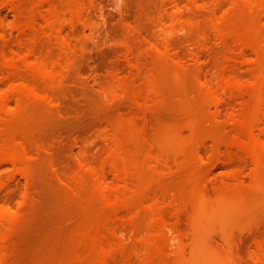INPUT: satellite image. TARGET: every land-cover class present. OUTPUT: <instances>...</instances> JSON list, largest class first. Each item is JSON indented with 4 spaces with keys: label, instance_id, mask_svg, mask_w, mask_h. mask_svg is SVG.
Instances as JSON below:
<instances>
[{
    "label": "rangeland",
    "instance_id": "1",
    "mask_svg": "<svg viewBox=\"0 0 264 264\" xmlns=\"http://www.w3.org/2000/svg\"><path fill=\"white\" fill-rule=\"evenodd\" d=\"M30 1L15 0V3L12 2L13 4H11L6 0H0V19L4 21L2 27H0V96L7 95V93L8 96H12V87H15L16 84L19 86L20 84L27 83L26 85L29 84L30 87L35 86L36 88H34L38 90L39 94L40 92L41 94L43 93L41 96H44V94L46 96L47 94V98L48 100L51 98V102L50 100L47 102V100L41 98L29 99L23 106V111L25 110L24 113L26 116L24 114L22 118L20 116H8L5 113L3 114L0 110L2 112L0 114L2 115L0 116V125L3 127L0 131L3 130L4 132L2 131V134L5 135L2 136L0 132V138L7 141L16 139L17 143L19 142L22 145L25 144L23 146L27 144L26 149L28 148V153L31 155L30 158L33 157V159L31 158L29 161L30 170H32V168L33 170L28 173V178L24 176L23 171H20L19 168H12L10 165L0 167V207L9 208L11 212L14 211V214L20 215L25 221L22 220L20 222L22 224L24 223L23 226L20 225V227L17 225L14 231L10 230L12 234L10 233V236H8L10 237L8 243H10L11 240L12 243H10V247L7 246V252L5 250V253L8 255L6 257L7 259L5 258V260H3L0 258L1 262H3V264H103L96 255L93 256L95 253L91 250V237H93L94 234L102 233L101 231L104 230L101 228L103 225L102 223H105L108 219L106 218V212L110 213L109 210L104 213L103 210H106L107 207L105 205L101 206L103 202H100L102 204L98 202L101 201V199L94 188V178H91L93 177V172H98L106 175L107 182L104 184L110 187L109 193L113 196L114 194H119L118 190L120 193L125 190L123 193H125L127 197L136 195V192L137 195L144 198L143 196L145 194L142 191L144 190L146 192L145 198L147 201L145 199L146 208L144 212L143 208L139 210L140 213L138 212L139 214L137 213L136 215L135 213H128L127 210H124V214L122 210L117 217H114V222L113 220L110 222L111 226L109 228L111 229L112 227V229L103 232V235L105 233V238L115 245L116 242L120 240L119 243L125 242L123 244L124 247L122 243L119 244L117 242L116 245L119 248L122 247L117 251V257H120L122 260L119 259L121 261L116 260L111 263L161 264L165 261L161 259H155L153 262L147 261V263L146 260L142 261L144 253L141 255V251L144 252V250L141 249H144V247L139 244L141 243L140 239L142 236L140 235L142 234L138 231L142 232L145 230L142 229L147 225L146 223L149 220L148 208L152 205V207L164 214L163 216L166 218L167 223H171L170 225L168 224V227L172 226L170 227L171 229H167L168 235L164 240L167 242V245L164 242L166 246H163L164 248L166 247L163 249V253L166 256L165 258L169 260L170 258H168V256L171 255V260H173V263L171 260L167 263L168 260H166L165 262L167 264H181L182 262V264H185L188 260V264H190V261L193 264L192 259L202 262V259L197 256L202 243V246L208 247V249L212 247V251L219 254L221 253L220 255L224 254V262L222 260L221 264H264V206L261 205V207H259L264 198H262L263 200L261 199L262 201L260 203V200H258L260 196L257 199L255 194L258 190V184L260 187V182L262 186L264 184V158H259L262 162L259 160L255 161L243 155L245 153H239V151L234 148L227 149L225 148L226 146L224 147V145L228 144L225 143L226 141L231 142L235 137V129L232 130V127L234 128L235 126L234 119L239 118V115L244 113L243 109L244 111L249 109L250 107L248 106H252L253 108L254 103L251 104L250 102L252 100H249V97L252 99V95L248 94L242 96L245 98L244 100L241 95H244L246 92H243V94L237 93L236 91H234V94L233 91L222 93V91L219 90L218 82V75L223 68L224 70L222 69V72H225V75L229 77L233 76L232 78L237 77L236 79L239 80L240 83L250 86V82L253 79L254 81L251 83L255 82L257 76L261 77L258 69L259 67L263 68L264 58L263 60L258 59L257 56L248 52L243 60V58L239 56L238 48L232 41H229L231 46L226 47L221 45L222 43L216 38L217 31L220 29L219 27H221V30H224V27L226 29L225 24L230 20L234 21L231 19L233 16L237 17L235 19H238V16H240L237 20L240 24L235 20L236 23L232 26L230 21L229 25L227 24V29L231 30L239 27V30H237L239 32L241 30L242 32L240 33L249 30V32L255 36V40L257 38V31L258 33L260 31L258 38L264 46V32H262L264 30L263 13L261 14L263 17H258L261 16L259 11L262 12L263 10L264 12V0H239L242 6L238 3V6H236L237 9L239 6L241 9L244 6L243 3L246 1L248 2V4L247 2L245 3L248 9L246 7L242 8V10L238 9V12H241H239L240 14L236 13V8L235 11H233L235 6L227 0H196V3L190 2L189 0H178V4L175 5L176 7H174L175 2L174 4L171 2L174 0H166V2L164 0L166 5L163 3V0H79V2L77 1L78 3L73 0L71 3L73 7L77 6L76 4L83 3L82 5L85 10H83L82 17H80L81 20H77V18H74L75 16H72L69 12L67 13V8H65L67 6V0H49V3L52 2L53 5L47 3L45 8L47 7L46 9H48V7L56 5L55 8L60 10H58L59 13H62L60 22L63 28H65L63 30L64 36L70 37L69 40L72 42V49L74 50L75 48L74 56L73 50L69 54V57L71 53L72 56L68 59L63 54L65 56H63V62H69L68 64L70 65H66L67 63L63 64L61 60L63 57L60 58L63 52H60L61 48L60 45H58L59 43L57 44L58 41L56 42L54 40L55 37L52 38L50 33L46 34L42 30H38L42 32L40 33L37 31V34L35 36L33 35V38H28L30 37L28 34L25 36L20 33L17 28V30L14 29L17 27V24L19 25L25 22L24 20H26V17L23 16H29L30 12L37 11L36 1L38 0H34L35 2L33 1L35 8H32L34 10L31 8L34 4ZM249 1H252L253 4ZM73 2H75V5ZM19 8L22 10H19ZM28 9L32 11L26 12ZM244 9H247L248 14L245 13L247 11ZM252 9H254V11H252ZM231 12L232 14L229 15ZM255 12H257L258 15ZM226 15L231 18H226ZM256 15L257 17H255ZM174 16H177L180 20ZM227 19L228 21L225 23ZM240 20L242 21L240 22ZM72 22L75 23V28L74 25L73 28L72 25H70ZM222 23L225 25L224 27ZM233 23L234 22H232V24ZM244 23L250 25V28L245 24L248 30L245 28L243 32L242 26ZM236 24L237 26L235 27ZM230 25L234 28H229ZM252 28H257L258 30H253ZM3 34H6L5 37ZM46 35L51 36H49V38ZM33 47L35 51H37L38 56L40 57L41 55L43 58L45 57L44 60L46 59L45 61L47 62L49 61L47 57L50 59V55L52 56L51 59L56 57V59H50V64L57 60L65 65L63 66L64 72H62L63 70L61 69L62 75L65 73V76L63 75L65 80L62 78L63 76H61L59 81L57 80L56 83H52L51 85V82L48 83L46 80L43 81L44 79H41L36 73L35 76L30 68H27V70L24 69L25 65H23V60L20 58L24 59V53L28 56V50L34 51ZM27 48L32 49L27 50ZM237 50L238 52H235ZM35 53L36 52H34V54ZM196 55L198 57V62ZM32 56H28L30 61H35L38 57L36 56L35 58L34 55V58H32ZM228 56L229 59L231 58L232 60H228ZM11 58L18 62L17 68H11L7 65L6 61H9ZM65 58L68 61H66ZM71 58L72 64L70 63ZM245 58L247 59L245 60ZM236 59L241 62H235ZM257 59L260 60L259 64H261L258 67ZM195 61L197 62V66L194 63ZM228 61L231 62L229 63ZM19 62L23 67L19 65ZM131 62L136 65L135 69H133ZM261 62H263V64ZM222 65L224 67H222ZM6 67L9 70L5 69ZM65 68H67L66 71ZM12 69L14 70L10 71ZM29 70H31L32 74ZM9 71L11 73H9ZM14 71L16 74L13 75V73H15ZM253 73H256L254 74L255 76ZM3 75H8V77L5 78L6 76L4 77ZM17 75H19L20 78H17L19 77ZM221 75L224 74H220L219 76ZM262 77H264V75ZM4 79H7V81ZM178 79H180V81ZM208 86H211L209 88V93ZM156 88L159 89L157 92H163L162 95L164 96L160 95L161 97H156L155 95L160 94L155 91ZM250 88L251 87H249L248 90L246 89L248 91L247 93H251ZM182 92L188 93L184 95ZM212 92H217L218 95L221 94L219 97L222 99L221 101L225 102H221V104H223H220V112L216 110V101H214L215 98L211 94ZM261 92L264 94V79L261 84ZM228 93L230 96H227ZM224 96L226 97L224 98ZM237 96L239 98H237ZM227 97H232L234 99L229 98L228 100ZM12 98L10 103L11 112L16 111L18 108L17 101ZM159 98L165 99L164 101L162 99L163 105L157 102ZM246 100L248 101L247 103ZM229 101L231 105L227 104ZM155 103L158 104L156 105ZM245 105L247 107L243 108ZM186 108L191 112L193 110V117L188 114L189 111H187ZM26 112L33 118L27 117ZM201 114H204L205 117ZM235 114L236 116H234ZM194 115H200V121L203 118V122H201L203 131H199L200 133L196 132L194 137L196 140L194 141L195 144L198 141L200 146L204 144V148L201 147L202 149L197 152L194 150L196 153L191 159L187 156L190 155L191 152H183L184 155L187 154L186 156L188 158L182 155L183 153L178 154L177 158L176 153L172 154L173 151L171 152L170 150L168 152V150L165 151L164 148L162 149L161 140L158 139L160 136L158 137L157 135L164 132L165 129L163 128L170 129V126H172L174 122H178V125L176 123L172 127L178 128L182 132L183 137L188 138L187 136H190L189 133L191 132L188 126L191 124L192 120H194ZM17 118L21 120V124H16L20 122V120L18 122ZM24 118L25 120L22 122ZM26 118H29V121ZM197 118H195V120ZM9 119H11V121L14 119L15 121H13L16 122L15 124L19 125V127L14 125L13 121L11 122ZM129 120H133L137 123L138 128L140 130L142 129L141 136L137 137V139L144 137V140L142 138L139 141L134 138L136 139L135 141L128 135L127 126L125 125L128 124L127 121ZM195 120L193 123H195ZM10 122L13 124L10 125ZM24 122L27 123L24 124ZM123 124L125 129L123 128ZM196 124H200H198V120ZM261 124L260 129L262 131H258L257 129L256 133L264 139V121ZM20 125L23 126L20 127ZM11 126H15L16 130ZM215 126L216 128H213ZM197 127L199 129V126ZM211 128L212 133L215 134L216 132L217 134L214 135L209 133ZM125 130L126 132H124ZM143 130L145 132H143ZM159 130H161V132ZM5 132L9 135H6ZM14 133H16L17 136L16 134L14 135ZM13 135L16 137L11 138ZM210 135H212V137L216 136L215 139L211 138ZM219 135L223 138L221 139ZM18 136L19 140L17 138ZM196 136H200V139ZM156 138L157 140L155 141ZM115 140L116 143H118V141H120L119 143L125 142V144L121 143V145L124 147V145L127 144L128 146L126 145L125 147L131 152L132 156L141 163L142 167L143 164H145L144 166H147V170L152 172H150V174L152 182L154 183H152L153 186L149 184L146 187L150 188H146L145 190L139 179L137 182L138 177L136 179H131V176L134 177L137 174L136 171H131L128 177L131 179H128V183H131L129 184V190L124 188L125 184L122 182L119 181L115 183L117 178H115L116 175L111 165V159L108 160L107 158L108 155L112 157L111 152L114 150L111 145L115 143ZM130 140L134 141L132 142L133 144L136 143L133 145ZM148 140L152 141L149 142ZM186 140L187 139H185V141ZM191 140L190 142L194 143ZM215 140L216 142L213 144ZM217 140L218 142L224 141V143L219 145ZM25 141L26 143H24ZM187 141H189V138ZM136 144L137 147H134ZM212 145L214 147H212ZM158 147H161L160 149L165 152L161 151ZM187 151H190V149ZM192 153L194 154L193 149ZM173 155H175L176 159ZM196 155H198L197 157L199 158H195ZM190 156L192 157V154ZM145 159H147L146 163L143 161ZM149 171L146 172L145 167H143V172H146L145 176L150 175ZM32 172H35V178ZM155 174L159 175L157 176ZM25 175L27 176V174ZM255 175H257V178ZM155 176L158 179L161 176V180L159 179V181L156 182L158 179ZM90 179H92L91 181L94 186ZM33 180L34 183L32 182ZM132 180L135 183H132ZM31 182L33 186L27 185ZM257 182L259 183L255 186ZM136 183H140L143 190L141 188L139 189L140 186L137 189L132 188L137 187L138 184ZM111 185H113L116 190H113L114 188ZM120 187H123V191ZM154 187L155 191L151 190L154 189ZM163 187L169 189L168 195L169 193L170 195L168 197L165 196L164 198L167 189L165 190ZM254 187H257V189ZM111 188L113 190L112 192ZM262 188H264V186ZM147 189L153 191L154 194L156 193L157 195L155 194L156 196H154L157 198L152 196L151 194L153 193H150ZM128 191L130 192L129 194ZM201 191L205 192L208 200L210 197V202H215L219 197H223V195H227L224 197L230 196L231 198L240 195H252V197L255 195V198H253L258 200L259 206L255 210L253 208L252 210L254 211L251 210L252 212H249V215L247 213L248 217L244 218L245 215L243 217L244 219L240 218L241 220L237 219L236 221H229L227 223L214 221L213 223L204 224L202 220L200 221V217H198V209L200 208L199 202L201 201L200 204H202L207 201V198H203V195H201ZM199 192H201V194H198ZM190 193L191 195L192 193L194 194L195 199L190 196L191 199H193L190 200ZM220 193L223 195L221 196ZM263 194L264 191L261 197H263ZM24 195H28L29 197H26L30 199L27 200ZM147 195L152 199L148 200L146 197ZM172 196H176L178 202L174 200L175 197L173 198ZM180 196L186 199L187 202H185L184 199L183 202H181L182 198ZM98 198L99 200H97ZM153 198H155L154 201L156 202L153 201ZM171 198L173 202H177V205L180 203V214L177 211L178 207L174 209L175 202L172 204ZM160 199L163 201L160 202ZM188 201H194L191 203L199 208L193 209L195 206ZM195 202L198 203L199 206ZM153 204L156 206H153ZM256 204L258 203L256 202ZM262 204L264 205V203ZM177 205H175V207ZM170 209H174L175 211L172 210L171 212ZM109 213L107 214L108 217ZM166 213L168 214L166 215ZM103 214L105 216H103ZM126 214H128L129 217ZM132 214L135 215V218H137L136 220L141 223L136 221L133 226L134 221H132ZM140 216L141 219L139 218ZM143 216L144 218H142ZM98 217L104 218L99 222ZM104 219L106 221H104ZM145 220H147V222ZM127 222L128 224L131 223L129 225L130 228L131 226L136 228L132 227L135 233L132 229L129 230ZM136 223L139 224L141 228ZM96 226L97 228L95 229L94 227ZM114 227L118 230L113 232L112 230ZM5 228L6 225H1L0 232H4V235H9L10 231H7V229L5 230ZM92 230L96 233H92ZM118 231L119 233L122 232L120 236H123L125 232L126 238H124V236H121L123 239L117 237L116 232ZM171 231H173L175 235L179 233L176 236L174 234L172 236L171 234L169 235ZM6 232L8 233L6 234ZM106 232L110 234L109 238ZM131 233L135 235L133 241L137 240L136 245L138 244V248L134 245L135 242L134 244L132 242V237L134 236ZM136 233L138 235H136ZM11 235L13 236L11 237ZM85 235H90V238ZM111 236L118 239L115 240L111 238ZM171 236L172 238L175 237L178 239L176 243L175 238L173 239L174 242L172 241L176 244L177 250H175V244L169 242ZM128 237L131 238L129 239ZM87 238H89V241ZM198 240L199 244H196ZM130 244L136 246V251L130 250L131 253L127 250V247L129 249L131 246L130 249H134V246ZM178 244L180 246L183 245L180 248ZM206 244L209 245L207 246ZM126 245L127 247H125ZM139 247H141V249ZM123 249L128 253L130 252V254L128 255ZM175 251L176 253H174ZM177 251L181 254L177 253ZM119 253L122 257L119 256ZM124 253L127 255L125 256ZM130 255H132V258ZM179 255L180 257L178 259L176 256ZM127 256H129L130 259L124 260V257L129 258ZM193 256L195 257L193 258ZM140 257L142 259H140ZM172 257H176L180 262H176ZM224 257L227 258V262ZM129 260H131L130 263H128Z\"/></svg>",
    "mask_w": 264,
    "mask_h": 264
},
{
    "label": "bare ground",
    "instance_id": "2",
    "mask_svg": "<svg viewBox=\"0 0 264 264\" xmlns=\"http://www.w3.org/2000/svg\"><path fill=\"white\" fill-rule=\"evenodd\" d=\"M5 1V0H4ZM6 1H8L9 3H11V4H13V3H15V0H6ZM30 1V0H29ZM33 1L34 0H32V1H30L32 4H34L33 3ZM68 2H67V6L65 7V8H67L66 9V11H67V13L69 12L72 16H75L74 18L76 19L77 18V20H81L80 19V17H82V13L84 12L83 10H85V8H84V6L82 5V4H76L77 6H72V1L73 0H67ZM76 2L78 1L79 2V0H75ZM190 2H195L196 3V0H189ZM227 1H229L233 6H235L234 8H233V11H235V8H236V6H238L237 4L238 3H240V6H242L241 4V2H239V0H227ZM243 1V0H242ZM13 2V3H12ZM35 2V1H34ZM50 1L49 0H38V1H36V6H37V11L36 12H30V11H32V10H30L29 11V9H28V11H26V12H30V15L29 16H23V17H26V20H24L25 22L24 23H21V24H17V27H15L14 29L15 30H17L18 29V31L20 32V33H22L23 35H25V36H27V34H28V36H30V37H28V38H33V35L35 36L37 33V31L38 30H42L43 32H45L46 34H48V33H50L51 35H49V36H51L52 38L53 37H55L54 38V40L57 42V44L58 45H60V48H61V50H60V52L62 51L63 53H62V55L60 56V58L61 57H63L64 55L67 57V59L68 58H70L71 56H72V53H71V55H70V57H69V54H70V52L73 50L72 48H73V46L71 45V43L72 42H70L71 40H69V38H68V36L66 37V36H64V33H63V30L65 29V28H63V26L61 25V22H60V16H61V14L62 13H59V9H56L55 7H56V5L55 6H50L51 4L53 5V3L51 2V3H49ZM66 2V1H65ZM77 2V3H78ZM84 2V1H83ZM165 2H166V0H165ZM172 2V4H174V2H175V4H174V7H176L175 5L176 4H178L177 2H178V0H174V1H171ZM247 2V1H246ZM245 2V3H246ZM249 2H252V1H249ZM254 2H258V1H254ZM47 3H49L50 5H48V6H50V7H48V9H46L45 8V6H46V4ZM75 2H73V4H74ZM81 3V2H80ZM163 3H164V0H163ZM169 3H170V1H169ZM245 3H243L244 4V6L242 7V8H244V7H246L245 5ZM165 4V3H164ZM168 4V3H167ZM190 4H192V3H190ZM247 4H248V2H247ZM252 4H253V2H252ZM258 4H260V3H258ZM75 5V4H74ZM166 5V4H165ZM35 6V4L34 5H32L31 6V8L33 7V8H35L34 7ZM240 6L238 7V9H240ZM248 6V5H247ZM255 6H258V5H255ZM261 7V6H260ZM259 7V8H260ZM264 7V6H263ZM32 8V9H33ZM242 8L240 9V10H242ZM247 8V7H246ZM262 8V7H261ZM237 9V8H236ZM238 9H237V12L236 13H239L238 12ZM248 9V8H247ZM247 9L245 10V11H247ZM256 9H257V7H256ZM256 9H255V11H256ZM19 10H22L21 8H19ZM34 10V9H33ZM59 10V11H58ZM166 10V9H165ZM243 10V11H244ZM258 11H259V9H257ZM65 11V12H66ZM231 11V10H230ZM232 11V12H233ZM250 11V10H249ZM252 11H254V9H252ZM20 12V11H19ZM64 12V13H65ZM232 12L231 13H229V15H231L232 14ZM23 13V12H22ZM21 13V14H22ZM63 13V14H64ZM234 13V12H233ZM241 13V12H240ZM239 13V14H240ZM245 13H247L248 14V11L247 12H245ZM255 13H257V12H255ZM254 13V14H255ZM259 13H260V15L263 13V15H264V12H263V10H262V12H260L259 11ZM20 14V13H19ZM235 14V13H234ZM26 15H27V13H26ZM180 15V14H179ZM257 15H258V13H257ZM257 15L255 16V17H257ZM20 16V15H19ZM178 16V15H177ZM175 17V18H177L178 20H180L178 17ZM242 16H244V15H242ZM228 17H230V16H228ZM227 17V15H226V18H228ZM239 17L240 16H238V19H239ZM253 17V16H252ZM251 17V18H252ZM259 18H261V17H263L262 15L261 16H258ZM1 18V17H0ZM181 18V17H180ZM182 18H183V16H182ZM182 18H181V20H182ZM231 18V17H230ZM235 18H237V17H234L233 16V18H231V19H233L234 21H232V20H230L229 22L231 23V25L232 26H234V24L236 23L235 22V20L237 21L238 19H235ZM254 18V17H253ZM253 18H252V20H253ZM23 19V18H22ZM25 19V18H24ZM61 19H62V17H61ZM162 19V18H161ZM160 19V20H161ZM213 19V18H212ZM211 19V20H212ZM225 19V18H224ZM257 19V18H256ZM1 20V19H0ZM243 20V19H242ZM242 20H240V22L242 21ZM2 21V20H1ZM0 21V27H2V25H3V23H4V21H2L1 22ZM20 21V20H19ZM41 21V22H40ZM225 21V20H224ZM228 21V19L225 21V23ZM258 21H260V20H258ZM257 21V22H258ZM21 22V21H20ZM19 22V23H20ZM22 22H23V20H22ZM215 22V21H214ZM229 22L228 23H226L225 25H226V29H225V25L223 24V27H224V30H221V27H219L218 29V31H217V37L216 38H218V41H220V43H222L221 45H224V46H226V47H228V46H231V44H229V41H232V43H234L235 45H236V47L238 48V50H239V56L240 57H242L243 58V60H244V57H246V54L248 53V52H250L252 55L254 54L255 56H257L258 57V59H262L263 60V58H264V46H263V43H261L260 41V39L258 38V35H259V33H260V31H259V33H258V31H257V34H256V36H257V38H256V40H255V36H253V34H251V32H249V30L247 29V26L246 25H248V24H246V23H244V25H245V27H244V25L242 26V30H243V32L245 31V28L248 30L247 32H244V33H240V32H242L241 30H240V32L238 31L239 30V27H236L237 26V24L235 25V27H236V29L234 28V27H232L231 25V27L229 26V28H234V29H227V26L229 25ZM232 22H234L233 24H232ZM263 22V21H262ZM74 22H72V24H70V25H72V28H73V25H74V28H75V23L73 24ZM237 23L238 24H240L239 23V21H237ZM228 24V25H227ZM259 24V23H258ZM212 25H213V23H212ZM214 25H215V23H214ZM260 25V24H259ZM250 25H248V27H249ZM216 27V26H215ZM240 27H241V25H240ZM261 27V26H260ZM17 28V29H16ZM244 28V29H243ZM250 28V27H249ZM238 29V30H237ZM253 29V28H252ZM251 29V30H252ZM257 28H254L253 30H256ZM258 30V29H257ZM261 30V29H260ZM263 30V29H262ZM42 31H38V32H42ZM253 32H255V31H253ZM262 32H264V30L262 31ZM30 34V35H29ZM31 34H32V36H31ZM4 35V37H5V35L6 34H3ZM47 37H49L48 35H46ZM23 37V36H22ZM50 38V37H49ZM51 38V39H52ZM232 46H234V45H232ZM59 47V46H58ZM28 49H30V48H27V50ZM32 49V48H31ZM30 49V50H31ZM33 49H34V47H33ZM224 49H227V48H224ZM74 50H75V48H74ZM74 50L72 51L73 52V56L75 55L74 54ZM238 50L237 51H235V52H238ZM233 51H234V49H233ZM28 52H29V54H28ZM28 52H27V54H28V56L30 57V56H34L35 55V58H36V56H38V53H37V51H35V49H34V51L33 50H31V51H29L28 50ZM34 52H36L35 54H34ZM227 53H228V51H227ZM64 54V55H63ZM236 54V53H235ZM234 54V55H235ZM24 55H25V57H24V59L23 58H20L21 60H23L22 62L24 63H22L23 65H25V67H24V69H26L27 70V68H30L33 72H34V74L36 73L37 74V76L39 75V77H41V79L43 78L44 80L43 81H48V83L49 82H51L50 84L52 85V83H56V81L58 80H60V78H61V76H63L62 75V72H64V67L63 66H65V65H63L64 63H67V62H63V60H64V57L63 58H61V60H62V62H63V64H62V62H59V61H57V60H55L56 61V63H55V61H53L51 64L49 63V62H51L50 61V59H51V55H50V59H49V57H47L48 59L47 60H49L48 62L47 61H45L44 60V58H43V56H41L40 55V57L41 58H43V59H41L39 56L36 58V60L35 61H30L29 60V58H28V56H26V53H24ZM230 55V54H229ZM32 56V58H34ZM195 56V55H194ZM22 57H23V54H22ZM54 57V56H53ZM196 57H197V55H196ZM232 57H234V56H232ZM16 58H17V56H16ZM15 58V59H16ZM31 58V59H32ZM59 58V59H60ZM227 58V57H226ZM248 58V57H247ZM247 58H245V60L247 59ZM53 59H56V57H54ZM53 59H51V60H53ZM66 59V58H65ZM66 59V61H68ZM257 59V67L258 66H260L261 64H259V61L260 60H258ZM18 60V59H17ZM20 60V61H21ZM33 60V59H32ZM60 60V61H61ZM71 60V64H72V58L70 59ZM73 60H74V58H73ZM194 60V59H193ZM227 60V59H226ZM228 60H232L231 58L229 59V56H228ZM242 60V61H243ZM7 62V65L9 66V67H11V68H17V61L16 60H14V59H10L9 61H6ZM5 62V63H6ZM74 62V61H73ZM197 62H198V57H197ZM196 61L194 62L195 64L197 63ZM226 62V61H225ZM229 62V61H228ZM227 62V63H228ZM231 62V61H230ZM229 62V63H230ZM234 62V61H233ZM235 62H241V61H237V59L235 60ZM234 62V63H235ZM69 63V62H68ZM66 64V65H70V64ZM200 63V62H199ZM198 63V64H199ZM254 63H256V62H254ZM262 64H263V62H261ZM19 65L21 66V67H23L21 64H20V62H19ZM131 65L133 66V69H135V66L136 65H134V63H132L131 62ZM130 65V66H131ZM180 65V64H179ZM178 66V65H177ZM196 66H197V64H196ZM224 66H225V64H224ZM223 65H222V67H224ZM228 66H229V64H228ZM228 66H227V68H228ZM4 67H5V65H4ZM67 67V66H66ZM200 67V66H199ZM254 67H256V66H254ZM262 67V66H261ZM70 68V67H69ZM68 68V69H69ZM178 68V67H177ZM186 68V67H185ZM263 68H264V66H263ZM263 68H260L259 67V69H258V72H259V74H261V77H259V76H257L256 78H255V82H253V83H251L252 81H254V79L250 82V86L248 85V84H242V83H240L239 82V80H237L236 78H232L233 76H231V77H229V76H227V75H225V72L223 73L222 72V69L220 70L221 71V73L220 74H224V75H221V76H219L218 75V77H219V90H221L222 91V93L224 92H227V91H233V94H234V91H236L237 93H242L243 94V92H246L244 95H241V97L242 96H245V95H248V94H251L252 95V99H250V97H249V100L251 101L250 103L251 104H253L254 103V105H253V108H252V106H248V107H250L251 109H252V111H251V109L249 108V109H247V110H245L244 111V109H243V112L244 113H241L240 115H241V117H240V115H239V118H237V119H234V125H232V126H234V128L232 127V130L233 129H235V131H234V133H235V137L233 138V140L231 141V142H229V141H226L225 143H228V144H226V145H224V147L225 148H227V149H236L237 151H239V153L240 152H242V153H245V154H243V155H246V156H248V158L250 157V158H252V159H254L255 161H258L259 160V158H264V139H262L260 136H258L257 135V133H256V131H257V129H258V131L259 130H261L260 128V126L262 125L261 123L264 121L263 119H264V94H262V92H261V84H262V81H263V79H264V77H262L263 75H264V69ZM5 69H7V70H9L7 67L5 68ZM61 69L63 70L62 72H61ZM6 70V71H7ZM14 69H12V70H10V71H13ZM17 70V69H16ZM18 70H19V68H18ZM31 70H29L30 71V73H31ZM67 70V68H65V71ZM182 70H184V69H182ZM224 70V69H223ZM255 70H256V68H255ZM9 71V73H11ZM186 71H188V70H186ZM257 71V70H256ZM3 72H5V71H3ZM15 72V71H14ZM255 72V71H254ZM18 73V72H17ZM7 74H8V72H7ZM14 74H16V72L15 73H13V75ZM32 74V73H31ZM33 74V75H34ZM36 74H35V76H36ZM254 74H256V73H253V75ZM4 76V75H3ZM6 76V75H5ZM4 76V77H5ZM11 76H12V74H11ZM17 76H19V75H17ZM65 76V75H64ZM64 76L62 77L63 79H64ZM255 76V75H254ZM8 77V75L5 77V78H7ZM15 77H16V75H15ZM218 77H217V80H218ZM9 78H10V76H9ZM17 78H20V76L19 77H17ZM16 78V79H17ZM179 78V77H178ZM254 78V77H253ZM39 79V78H38ZM40 79V80H41ZM62 79V80H63ZM4 80H6L7 81V79H4ZM11 80V79H10ZM13 80V79H12ZM14 80H15V78H14ZM13 80V81H14ZM65 80V79H64ZM179 81H180V79H178ZM12 82V81H11ZM61 82V81H60ZM59 82V83H60ZM23 83V82H22ZM46 83V82H45ZM47 83V84H48ZM27 83H25V84H20L19 86L17 85H15V87H12L11 89V91L13 92V95L12 96H8V93H7V95H1L0 96V110L3 112V114L5 113V114H7L8 116L10 115V116H13V117H16V116H20L21 118H22V116L25 114L24 113V111H23V106L26 104V102L29 100V99H33V98H36V99H39V98H41V99H43V100H47V102L51 99V98H49V100H48V98H47V94H46V96H45V94H44V96H41V95H43V93L41 94V92H40V94H39V92H38V90H36L33 86H29V84L28 85H26ZM58 84V83H57ZM31 85V84H30ZM60 85V84H59ZM246 85V86H245ZM249 87H251L250 89H251V93H247L248 91V86ZM54 86H56V85H54ZM211 87V86H210ZM209 86H208V93L210 92V88ZM247 87V88H246ZM184 88H186V87H184ZM184 88H183V90H184ZM207 88V87H206ZM247 89V90H246ZM159 89H155V91L157 92ZM207 90V89H206ZM185 91V90H184ZM216 91V90H215ZM220 92V91H219ZM158 93V92H157ZM156 93V94H157ZM160 93V92H159ZM158 93V94H159ZM183 93V92H182ZM188 93V92H187ZM187 93H183L184 95L186 94L187 95ZM221 93V92H220ZM10 94V93H9ZM163 94V92H161L159 95H155L156 97L157 96H164V95H162ZM213 96H214V98H215V100L214 101H216V110L217 111H219V107L223 104H221V102H224V101H221L222 99H220V97H219V95L221 96V94H219L218 95V93L217 92H212L211 93ZM236 94V93H235ZM237 95V94H236ZM240 95H238V96H240ZM160 96V97H161ZM209 96V95H208ZM227 96H230L229 95V93H228V95ZM237 96V98H239ZM250 96V95H249ZM14 98V100H16L17 101V103H18V108H17V110L16 111H12L11 112V110H10V103H11V98ZM187 97V96H186ZM226 96H224V98H225ZM235 97V96H234ZM240 97V98H241ZM12 98V99H13ZM211 98V97H210ZM229 98H231V99H234V98H232V97H229ZM229 98L227 97V99L229 100ZM236 98V97H235ZM243 98V97H242ZM160 99V98H159ZM158 99V103L159 104H161L162 103V99H163V101L165 100L164 98H161L160 100ZM212 99V98H211ZM231 99H230V101H231ZM244 100H245V98H243ZM242 99V100H243ZM35 100V99H34ZM33 100V101H34ZM154 100H155V98H154ZM156 100H157V98H156ZM243 100V101H244ZM253 100H254V102H253ZM161 101V102H160ZM211 101H213V100H211ZM229 101V102H230ZM234 101V100H233ZM30 102H32V101H30ZM50 102H51V100H50ZM49 102V103H50ZM226 102H227V100H226ZM227 103V104H230L231 105V102L230 103ZM248 101L246 100V103H247ZM43 103V102H42ZM45 103V102H44ZM158 103H155L156 105L158 104ZM225 103V102H224ZM233 103V102H232ZM245 103V104H246ZM28 104V103H27ZM164 103H162L161 105H163ZM221 104V105H220ZM243 104V103H242ZM241 104V105H242ZM251 104H249V105H251ZM185 105V104H184ZM215 106V105H214ZM185 107V106H184ZM247 106L245 105V107H243V108H246ZM186 110H187V108H186ZM221 110V109H220ZM0 111V114L2 113ZM26 111H27V109H26ZM187 111H189V110H187ZM200 111V110H199ZM198 111V112H199ZM242 111V110H241ZM192 112H193V110H192ZM191 111H189V113L188 114H190L191 115V117H193L192 115H193V113H192ZM202 112H204V111H202ZM220 112V111H219ZM27 113V117L29 116L28 115V112H26ZM192 113V114H191ZM240 113V112H239ZM238 113V114H239ZM198 114V113H197ZM200 114V113H199ZM220 114V113H219ZM237 114V115H238ZM201 115H203V117H205V115L204 114H201ZM0 116H2V115H0ZM4 116V115H3ZM6 116V115H5ZM25 116H26V114H25ZM195 116H197V115H194V120H195V118H197L196 120H195V123H193L194 122V120H192V122H191V124H189V131H191L190 133H189V135L190 136H187L188 138H189V141H187L188 140V138H184L183 137V134H182V132L178 129V128H176V127H172V126H174V124H176L177 123V125H178V122H174L173 123V125L172 126H170V129H166V128H163V129H165L164 130V132H162L160 135H157L158 137L160 136V138H158V139H160L161 140V143H162V149L164 148V150L166 151V150H168V152L171 150V152L173 151V153L172 154H175L176 153V157L178 158V154H181V153H186V152H191V154H192V157L190 156V155H187L188 157H190L189 159H191V158H193V156L195 155V153L198 151V150H200V149H202L201 147H203L204 146V144H202L203 146H200V144H198L199 142L197 141V143L195 144V141L194 140H196V138H194L195 137V135H196V132H202L203 130H202V123L201 122H203V118H202V120L200 121V115H198L197 117H195ZM230 116V115H229ZM234 116H236V114L234 115ZM215 117H216V114H215ZM3 118V117H2ZM9 118V117H8ZM7 118V119H8ZM19 118V117H18ZM17 118V119H18ZM29 118H33V117H31V116H29ZM29 118L27 119L28 121H29ZM4 119V118H3ZM16 119V120H17ZM191 119V118H190ZM6 120V119H5ZM10 121H11V119H9ZM14 119H12V121H13ZM19 120L20 119H18V122H19ZM25 120V118L22 120V122ZM197 120H198V124L199 125H197L196 124V122H197ZM230 120V119H229ZM7 121V120H6ZM11 121V122H12ZM15 121V120H14ZM13 121V123H14V125H16V124H21V120H20V122L19 123H16V122H14ZM228 121V120H227ZM3 122V121H2ZM8 122V121H7ZM10 122V123H11ZM128 122V124L127 125H125V126H127L126 128H127V133H128V135L132 138V139H134V138H136L137 139V137H139V136H141V130L138 128V126H137V123H135L133 120H129V121H127ZM1 123V122H0ZM9 123V124H10ZM13 123H11L10 125H12ZM16 123V124H15ZM27 122H24V124H26ZM23 124V125H24ZM126 124V123H125ZM231 124V123H230ZM8 125V124H7ZM23 125H20V127H22ZM1 126V125H0ZM4 126V125H3ZM9 126V125H8ZM16 126H18L19 127V125H16ZM169 126V125H168ZM168 126H167V128H168ZM197 126H199V129H200V127H201V129L199 130L198 129V127ZM5 127V126H4ZM12 128L14 127V129H15V126H11ZM18 127H16V128H18ZM142 127V126H141ZM172 127V128H171ZM1 128H3L2 126L0 127V130H1ZM10 128V127H9ZM123 128L125 129V127H124V124H123ZM213 128H216V126L215 127H213ZM264 128V127H263ZM5 129V128H4ZM219 129V128H218ZM10 130V129H9ZM9 130H7V131H9ZM13 130V129H12ZM11 130V131H12ZM16 130V129H15ZM202 130V131H201ZM212 128L209 130V133H212ZM3 131V130H2ZM2 131H0L1 132V134L4 132H2ZM10 131V132H11ZM160 132H161V130H159ZM262 131V130H261ZM124 132H126V130L124 131ZM143 132H145L144 130H143ZM199 132V133H200ZM215 132V131H214ZM233 132V131H232ZM6 133V132H5ZM13 133V132H12ZM23 133H25V132H23ZM199 133H197V134H199ZM264 133V132H263ZM8 133H6V135H7ZM16 133H14V135H15ZM212 134H214V133H212ZM215 134H217L216 132H215ZM214 134V135H215ZM9 135V134H8ZM14 135H13V137H11V138H15L16 136H17V134H16V136L14 137ZM142 135H143V133H142ZM1 136V135H0ZM2 136H5V135H3L2 134ZM145 136V135H144ZM192 136H193V138H192ZM198 136V135H197ZM196 136V137H197ZM211 136V138H213V139H215V137L216 136H213L212 137V135H210ZM220 136V135H219ZM234 136V135H233ZM10 137V136H9ZM190 137H191V139H190ZM221 137V136H220ZM5 138V137H4ZM18 138V140H19V136L17 137ZM130 138V139H131ZM143 138V140H144V137H142ZM141 138V139H142ZM198 139H200V136L199 137H197ZM218 138V137H217ZM223 137H221V139H222ZM1 139V138H0ZM9 139V138H8ZM129 139V138H128ZM136 139H134L135 141H136ZM141 139H137V140H141ZM185 139H187L186 141H185ZM197 139V140H198ZM220 139V138H219ZM20 140H21V137H20ZM157 140V138L155 139V141ZM190 140L191 141H193L194 143H191L190 142ZM129 141V140H128ZM131 141V143L132 142H134L133 140H130ZM138 141V142H139ZM149 141V140H148ZM152 140H150L149 142H151ZM221 141V140H220ZM115 143L114 144H112L111 146H112V149L114 150V151H112L111 152V155H112V157L111 156H109L108 154V160L109 159H111L110 161H111V165H112V167H113V169H114V172H115V175H116V177L115 178H117V180H115V183H118L119 181L120 182H122L123 184H125L123 187L126 189V190H129L130 189V187H129V184H131V183H128V177L130 176V172L131 171H136L137 172V176L135 175L134 177H132L131 176V179H136L137 177V182L140 180V183H141V185L143 186V189H145L146 190V188H150V187H146L147 185H149V184H152L153 182H152V177H151V174H150V172L151 171H149V170H147V166H144L145 164H143V167H145V170H146V172L147 171H149V174L150 175H148V176H145V173L146 172H143V167H142V165H141V163L139 162V161H137L136 159H135V157H133L132 156V154H131V152L125 147L126 145H124V147L121 145V143H123V144H125V142H121V143H119L120 141H118V143H116V140L114 141ZM160 142V141H159ZM201 142V141H200ZM215 142H216V140L215 141H213V144H215ZM217 142H218V140H217ZM24 143H26V141L24 142ZM130 143V142H129ZM136 143V142H135ZM134 143V144H135ZM153 143H155V142H153ZM160 143V144H161ZM203 143V142H202ZM219 143V145H222L223 143H224V141L222 142H218ZM221 143V144H220ZM133 144V143H132ZM133 144V145H134ZM151 144V143H150ZM157 144H158V142H157ZM157 144H155V145H157ZM23 145H25V144H23ZM22 144H20L19 142L17 143L16 142V139H10V140H4L3 138L0 140V167L2 166H4V165H10L12 168L14 167V168H19L20 169V171H23V174H24V176L25 177H27L28 178V173L30 172V171H32L33 170V168H32V170H30V166H29V161L31 160V158L33 159V157H31L30 158V156L31 155H29V153H28V148L26 149V146H27V144H26V146H23ZM149 145V144H148ZM147 145V146H148ZM151 145H153V144H151ZM154 145V146H155ZM128 146V145H127ZM134 147H137V144H136V146H134ZM149 147H150V145H149ZM155 147H157V146H155ZM212 147H214L213 145H212ZM159 149L161 148V147H158ZM204 148V147H203ZM219 148V147H218ZM111 149V148H110ZM157 149V148H156ZM190 149V151H187V150H189ZM192 149H193V152H194V154L192 153ZM161 150V149H160ZM164 150H161V151H164ZM196 152H195V151ZM214 150V149H213ZM111 151V150H110ZM131 151H133V150H131ZM164 151V152H165ZM218 151H219V149H218ZM30 152V151H29ZM220 152V151H219ZM31 153V152H30ZM150 153V152H149ZM184 153L182 154V155H184ZM181 155V156H182ZM186 155H184L186 158H188ZM135 156V155H134ZM174 156V158L176 159V157H175V155H173ZM198 155H196L195 156V158H199V157H197ZM110 157V158H109ZM146 158V157H145ZM146 160L147 159H145V160H143V161H145V163H146ZM264 160V159H263ZM253 161V160H252ZM260 161V160H259ZM254 162V161H253ZM260 162H262V161H260ZM259 162V163H260ZM32 163V162H31ZM255 163V162H254ZM258 164V163H257ZM109 165V164H108ZM149 165V164H148ZM259 165V164H258ZM111 169V168H110ZM94 171V170H93ZM92 171V172H93ZM105 171V170H104ZM112 172H113V170H112ZM33 173V172H32ZM104 173H106V172H104ZM152 173V172H151ZM163 173V172H162ZM25 174H27V176L25 175ZM34 175H33V177L35 176V172L33 173ZM132 174V173H131ZM32 175V174H31ZM91 175V174H90ZM155 175H159V174H155ZM164 175V174H163ZM106 175L105 174H100V173H98V172H93V177H91V178H94L93 180L95 181V189H96V193L98 194V196L100 197V199H101V201H98L99 203L100 202H103V205H101V206H106L107 207V209L106 208H102V209H106V210H103L104 211V213H105V211H107V210H109L110 211V213L109 212H106V218H108L107 219V221L104 219V221H106L105 223H102L103 225L101 226V228L102 229H104L103 231H101L102 233H98V234H94L93 235V237H91L92 238V251H93V253H95V254H93V256L94 255H96V257L101 261V263H103V264H113V263H111V262H114V261H116V260H119V259H121L120 257L118 258L117 257V251L118 250H120L122 247H118V246H116L117 245V242L119 243L121 240L120 239H123L122 237L124 236V238H126V235H125V232L123 233V236L121 237L120 236V234L122 233V232H120L119 233V231L118 232H116V236L117 237H121L119 240L120 241H117L116 242V245L115 244H113L112 242H110V241H108L106 238H105V233H104V235H103V232H105V230L106 231H109V230H111L112 229V227H111V229L109 228L111 225H110V222H112V220H113V222H114V217H117V215L118 214H120L121 213V211L122 212H124V210H127V212L129 213H135V215L139 212V210H141L142 208H143V212H144V210H145V208H146V202H145V195H146V192L141 188V186H140V183H136V184H138L137 185V187H132V188H138L139 186V189L141 188L143 191L142 192H144V198H142L140 195H137V193L135 192V194L136 195H134V196H132V197H127L126 196V194L125 193H123L124 191L122 190V188L120 187V189L123 191L122 193H120V191L118 190V192H119V194L117 193V194H114V196L112 195V194H110L109 193V188L110 187H108L106 184H104L105 182H107L106 181V177H105ZM153 176V175H152ZM256 176V178H257V175H255ZM31 177V176H30ZM29 177V178H30ZM156 177V176H155ZM235 177V176H234ZM26 178V179H27ZM35 178V177H34ZM90 178V177H89ZM154 178V177H153ZM157 178V177H156ZM131 179H129V180H131ZM139 179V180H138ZM158 179V178H157ZM160 180H161V176H160V178H159ZM159 179L156 181V182H158L159 181ZM32 180V179H31ZM92 179H90V181H91ZM155 180V179H154ZM153 180V181H154ZM33 183H34V180L32 181ZM31 182V183H32ZM130 182V181H129ZM132 183L134 182L133 180L131 181ZM155 182V181H154ZM161 182V181H160ZM27 184V185H32L33 186V183L32 184ZM91 183H92V181H91ZM91 183H89L90 185H92ZM135 183V182H134ZM259 182H257L256 184H255V186L258 184ZM263 183H264V181H263ZM154 184V183H153ZM153 184L151 185V186H153ZM158 184V183H157ZM160 184V183H159ZM260 184H261V187L259 186V184H258V190L256 191V190H254V191H256L257 193H255L254 191V193L256 194V197H257V199L259 198V196H260V199H258V200H260L259 202L261 203V201L263 200L262 198H264V194H263V197H261V195H262V193H263V191H264V188H262L263 186H264V184H263V186H262V183L260 182ZM110 185V184H109ZM114 185V184H113ZM113 185H111L112 187H113ZM133 185V184H132ZM156 185V184H155ZM31 186V187H32ZM93 186H94V184H93ZM115 186V185H114ZM122 186V185H121ZM131 186V185H130ZM134 186V185H133ZM145 186V187H144ZM30 187V186H29ZM29 187H27V188H29ZM116 187V186H115ZM115 187H113L114 189L113 190H116L117 189V187H116V189H115ZM157 187H158V185H157ZM160 188H162L161 186H159ZM260 187V188H259ZM152 188V187H151ZM164 188V187H163ZM255 189H257V187H254ZM262 188V189H261ZM30 189V188H29ZM94 189V190H95ZM135 189V190H136ZM165 190L167 189V193H165L166 195H164V198H165V196H169L170 195V193H169V195H168V192H169V189L168 188H164ZM163 189V190H164ZM259 189H260V191H259ZM31 190V189H30ZM112 190V188H111V192L113 191ZM147 190H149L150 191V189H147ZM151 190H154L155 191V187H154V189H151ZM158 190V189H157ZM156 190V191H157ZM29 191V190H28ZM132 191V190H131ZM262 191V192H261ZM26 192V191H25ZM24 192V193H25ZM31 192V191H30ZM30 192H27V193H30ZM161 192H163V191H161ZM170 192H171V190H170ZM201 192H202V194H201ZM201 192H199L198 194H201V195H203V198H207V201L206 202H203L202 204H200V202L199 201H197V202H199V205H200V208L198 209L196 206H195V204H192L191 202H194V201H188V202H190V204H192V205H194L195 207L193 208V209H195V208H197L198 209V211H199V213H198V217H200V221L202 220V222H204V224L205 223H213L214 221H219V222H221V223H227V222H229V221H236L237 219L239 220L240 218H243L245 215V217L244 218H246V217H248V215H249V212H252V211H254L255 209H257V207L259 206V202H258V200H256V199H254L255 198V195L252 197V195H240V196H237V197H234V198H231L230 196L229 197H224V196H227V195H223L222 193H220L221 194V196L223 195V197H217L218 199L215 201V202H210L211 201V199H210V197H209V200H208V197H206V194H205V192L204 191H201ZM203 192H204V194H203ZM261 192V193H260ZM130 192L128 191V194H129ZM131 193H133V192H131ZM150 193H153V191H150ZM157 193H158V191H157ZM177 193V192H176ZM95 194V193H94ZM141 194V193H140ZM156 194V193H155ZM154 193L153 194H151L152 196H154L155 195ZM182 194H184V193H182ZM197 194V195H198ZM251 194V193H250ZM259 194V195H258ZM96 195V194H95ZM149 195V194H148ZM146 196L147 198H148V200H151L149 197L150 196ZM157 195V194H156ZM155 195V196H156ZM171 195H172V193H171ZM174 195V194H173ZM179 195V194H178ZM177 195V196H178ZM185 195V194H184ZM258 195V196H257ZM25 196V195H24ZM26 196H28V195H26ZM25 196V197H26ZM151 196V197H152ZM154 196V197H155ZM190 196H192L194 199H195V197H194V194L192 193V195H191V193H190V195H189V197ZM196 196V195H195ZM29 197V196H28ZM28 197H26L27 198V200H29L28 199ZM93 197H94V195H93ZM173 197V196H172ZM176 199H175V198ZM173 198H174V200H178L177 199V197L176 196H174ZM181 197V196H180ZM185 197V196H184ZM189 197H188V199H189ZM196 197H198V196H196ZM26 198H25V200H26ZM96 198V197H95ZM155 198H157V197H155ZM155 198H153V201H154V199ZM182 198V201L181 202H183V197H181ZM185 198H187V197H185ZM200 198V197H199ZM159 199V198H158ZM166 199H168V198H166ZM172 199V198H171ZM187 199V200H188ZM201 199V198H200ZM262 199V200H261ZM97 200H99V198L97 199ZM157 200V199H156ZM185 200V202H187L186 201V199H184ZM190 200H193V199H191V197H190ZM205 200V199H204ZM213 200V199H212ZM146 201H147V199H146ZM152 201V202H153ZM163 201V200H162ZM161 201V199H160V202H162ZM255 201V202H254ZM154 202H156V201H154ZM175 202V201H174ZM173 202V199H172V204L174 203ZM178 202V201H177ZM177 202H175V205H177L176 203ZM184 202V203H185ZM256 202L258 203V204H256ZM149 203V202H148ZM196 203V202H195ZM262 203H264V200L262 201ZM260 204V206L259 207H261V205L262 206H264L263 204ZM100 204H102V203H100ZM155 204H157V203H155ZM159 204H161V203H159ZM197 205H198V203H196ZM158 205V204H157ZM165 205V204H164ZM163 205V206H164ZM175 205H174V209L175 208H177L178 207V209H177V211H178V213L180 212V203H179V205H177L176 207H175ZM182 205V204H181ZM198 205V206H199ZM148 206V205H147ZM153 206H156V205H154L153 204ZM160 206V205H159ZM170 206V205H169ZM183 206V205H182ZM148 207H150V206H148ZM158 207V206H157ZM168 207V206H167ZM160 208H162V207H160ZM254 208V210H252ZM264 208V207H263ZM162 209H164V208H162ZM174 209H172V210H174ZM180 209V210H179ZM196 209V210H197ZM171 210V209H170ZM172 210H171V212H172ZM252 210V211H251ZM175 211V210H174ZM193 211H195V210H193ZM120 212V213H119ZM148 212H149V214L148 213H146V214H148V216H149V220H148V222H147V220H145L147 223V225H145V223H144V225H145V227H143V229L142 230H144V231H138V232H140L142 235H140V236H142V238L140 239L141 240V243H139V244H141V245H143V247H144V249H141V247H139L141 250H144V252H142L141 251V255H142V253H144L143 255V259L140 257V259H142V261L144 260H146V263H147V261H151V262H153V261H155V259L157 260V259H161V260H168L167 258H165L166 256H165V254L163 253L164 251H163V249H165L163 246H166L167 244V242H165L164 240H165V237L168 235V232H167V229H171L170 227H172V226H169L168 227V224L170 225L171 223L169 222V223H167V220H166V218L163 216L164 214H162L161 212H159V210H157L156 208H154V207H152V205H151V207L150 208H148ZM196 212V211H195ZM109 213V217H108V214ZM140 213V212H139ZM138 213V214H139ZM165 213V212H164ZM196 213V214H197ZM247 213H248V215H247ZM124 214H125V212H124ZM168 213H166V215H167ZM180 214V213H179ZM251 214V213H250ZM126 215H128V214H126ZM131 215V214H130ZM135 215H133L132 214V216H133V218H132V221H134V224H133V226L135 225V222L137 221L136 219L137 218H135L136 216ZM173 215V214H172ZM171 215V216H172ZM103 216H105L104 214H103ZM122 216V215H121ZM142 216V215H141ZM141 216L139 217L140 219H141ZM146 216V215H145ZM174 216H175V214H174ZM178 216V215H177ZM120 217V216H119ZM128 217H129V215H128ZM168 217V216H167ZM99 218V217H98ZM102 218H104V217H101V218H99V222H101L103 219ZM142 218H144V216L142 217ZM174 218H176V217H174ZM195 218V217H194ZM243 218V219H244ZM101 219V220H100ZM118 219V218H117ZM139 219V220H140ZM145 219H148V218H145ZM168 219V218H167ZM23 219H22V217L20 216V215H18V214H14V211L13 212H11V210L9 209V208H4V207H0V224L3 226V225H6V228H5V230L7 229V231L9 230H13L14 231V229L16 228V226L18 225V226H20V225H22L23 226V224L22 223H20L21 221H22ZM197 220V219H196ZM241 220V219H240ZM24 221V220H23ZM103 221V222H104ZM128 221V220H127ZM129 221H130V219H129ZM131 221V222H132ZM198 221V220H197ZM25 222V221H24ZM98 222V223H99ZM137 222H140V221H137ZM115 223H116V221H115ZM130 223V222H129ZM133 223V222H132ZM141 223V222H140ZM111 224H114V223H111ZM127 224H128V222H127ZM131 224V223H130ZM130 224H128V226L130 225ZM137 224V223H136ZM0 225V226H1ZM98 225V224H97ZM137 225H139V224H137ZM136 225V226H137ZM113 226H115V225H113ZM133 226H131V228H130V226H129V230L130 229H132L133 230V232H134V229L133 228H135V227H133ZM21 227V226H20ZM100 227V226H99ZM133 227V228H132ZM139 227H140V225H139ZM2 228V227H1ZM95 229L97 228V226L96 227H94ZM141 228V227H140ZM139 228V229H140ZM3 229H4V227H3ZM101 229V230H102ZM136 229V228H135ZM94 230V229H93ZM92 230V233H96V232H94ZM115 230H118L117 228L115 229V227H114V229L112 230L113 232L115 231ZM128 230V231H129ZM141 230V229H140ZM98 231V230H97ZM136 231V230H135ZM12 231H10L9 232V235H4L5 233L4 232H0V258L1 259H3V260H5V258L8 256L6 253H5V250H6V252H7V246H9L10 247V243H12V240H11V242L10 243H8L9 242V239H10V237H8V236H10V233H11ZM112 232V233H113ZM130 232V231H129ZM132 232V231H131ZM143 232H144V234H143ZM172 232V233H171ZM171 232H169V235L171 234L172 236H173V231H171ZM8 232H6V234H7ZM91 233V232H90ZM110 233H111V231H110ZM118 233H119V236H118ZM135 233V232H134ZM179 233V232H178ZM177 233V234H178ZM12 234V233H11ZM106 234H108V232H106ZM132 234V233H131ZM176 234V235H177ZM109 235V236H108ZM107 236H108V238L110 237V234H108ZM134 237H132L133 239H132V242H133V244H134V242H135V244L134 245H136V241L137 240H135V241H133L134 240V238H135V235L134 234H132ZM131 235V236H132ZM136 235H138L137 233H136ZM175 235V234H174ZM175 235V236H176ZM13 235H11V237H12ZM85 236H88V235H85ZM90 236V235H89ZM88 236V237H89ZM113 236H114V234H113ZM113 236H111V238H113V239H115V237H113ZM172 236L169 238V242H172L173 241V239L175 238H172ZM136 237H138V236H136ZM90 238V237H89ZM89 238H87L88 239V241H89ZM129 238V237H128ZM131 238V237H130ZM129 238V239H130ZM139 238V237H138ZM86 239V240H87ZM112 239V240H113ZM116 239H118V238H116ZM115 239V240H116ZM137 239V238H136ZM111 240V239H110ZM115 240H114V242H115ZM178 239H176L175 238V243H176V241H177ZM201 240H203V239H201ZM124 241H127V240H124ZM166 241H167V239H166ZM180 241V240H179ZM164 242H165V244H164ZM174 242V241H173ZM172 242V243H173ZM199 242V240L197 241V243L196 244H199L198 243ZM90 243V242H89ZM122 243V246L124 247V243L123 242H121ZM121 243H119V244H121ZM175 243H173V244H175ZM181 243V242H180ZM179 243V244H180ZM201 243V242H200ZM207 243V242H206ZM9 244V245H8ZM133 244H130V245H133ZM169 244V243H168ZM178 244V245H179ZM203 244V243H202ZM202 244H201V249L200 250H198V253L196 252V251H194V252H196L197 253V256L200 258V259H202V262L201 261H195V259H192V262H193V264L195 263V264H200V262H201V264L203 263V264H221V261L223 260V255L224 254H222V255H220L219 253H216V252H214V251H212L211 250V248L210 249H208V247H205V246H202ZM205 244V243H204ZM133 245V246H134ZM138 245V244H137ZM136 245V246H137ZM170 245V244H169ZM172 245V244H171ZM177 245V246H178ZM183 245V244H182ZM181 245V246H182ZM207 245V244H206ZM209 245V244H208ZM207 245V246H208ZM129 246V245H128ZM136 246H134V249H128V247H127V245L125 246V247H127V250L128 251H132V250H134V251H136L135 250V248H136ZM180 246V245H179ZM178 246V247H179ZM181 246H180V248H181ZM177 247V248H178ZM197 247H198V245H197ZM196 247V248H197ZM137 248H138V246H137ZM136 248V249H137ZM195 248V249H196ZM199 248V247H198ZM10 249V248H9ZM183 249V248H182ZM124 250V249H123ZM122 250V251H123ZM175 250H177L176 249V244H175ZM90 251V250H89ZM130 251V252H131ZM139 251V250H138ZM166 251V250H165ZM182 251V250H181ZM216 251V250H215ZM91 252V251H90ZM124 252H126V253H128L126 250H124ZM130 252L128 253V255L130 254ZM132 253V252H131ZM174 253H176V251L174 252ZM174 253H173V255H174ZM177 253H179V254H181L180 252H178L177 251ZM10 254V253H9ZM91 254V253H90ZM122 254H123V252H122ZM125 254V253H124ZM139 254V253H138ZM137 254V256L139 257V255ZM168 254V253H167ZM182 254H183V251H182ZM127 254H125V256H126ZM140 255V256H141ZM169 255V254H168ZM172 255V256H173ZM176 255V254H175ZM195 255V254H194ZM2 256V257H1ZM119 256H121L122 257V255H120V253H119ZM132 255H130V257H131ZM136 256V257H137ZM170 256V257H169ZM168 256V258H170L169 260H171V255H169ZM10 257V256H9ZM127 257H129V256H127ZM130 257L129 258H126V257H124L123 259L124 260H128V259H130ZM137 257V258H138ZM178 259H179V257H180V255L179 256H176ZM175 257V258H176ZM195 256H193V258H194ZM118 258V259H117ZM132 258V257H131ZM164 258V259H163ZM173 258L172 257V259H174L176 262L178 261V259L176 258ZM199 258H197V259H199ZM225 258V261L227 262V258L226 257H224ZM7 259V258H6ZM2 260V261H3ZM122 260V259H121ZM121 260H119V261H121ZM169 260L167 261V263L169 262ZM185 260V259H184ZM162 262L161 264H167L166 262ZM195 261V262H194ZM0 262H1V260H0ZM4 262H6V261H4ZM127 262V261H126ZM126 262H124V263H126ZM131 262V260H129V262L128 263H130ZM161 262V261H160ZM171 262L173 263V260H171ZM175 262V263H176ZM178 262H180V261H178ZM188 262H189V260L187 261V262H185V264L187 263L188 264ZM198 262V263H197ZM223 262H224V260H223ZM2 264H3V262H1ZM0 263V264H1ZM121 263V262H120ZM143 263H145V262H143ZM149 263V262H148ZM172 263H170V264H172ZM183 263V262H182ZM181 263V264H182ZM114 264H117V263H114ZM127 264V263H126ZM180 264V263H179ZM190 264H192L191 263V261H190ZM224 264V263H223Z\"/></svg>",
    "mask_w": 264,
    "mask_h": 264
}]
</instances>
